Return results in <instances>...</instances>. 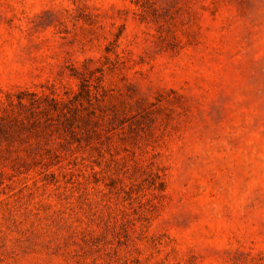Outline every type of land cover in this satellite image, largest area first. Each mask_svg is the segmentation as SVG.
Returning <instances> with one entry per match:
<instances>
[{
  "label": "rangeland",
  "instance_id": "374dc122",
  "mask_svg": "<svg viewBox=\"0 0 264 264\" xmlns=\"http://www.w3.org/2000/svg\"><path fill=\"white\" fill-rule=\"evenodd\" d=\"M0 264H264V0H0Z\"/></svg>",
  "mask_w": 264,
  "mask_h": 264
}]
</instances>
